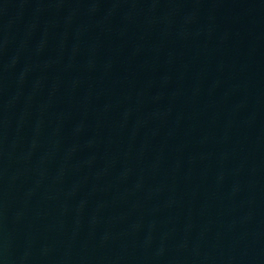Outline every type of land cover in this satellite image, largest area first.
Listing matches in <instances>:
<instances>
[{"label": "water", "instance_id": "water-1", "mask_svg": "<svg viewBox=\"0 0 264 264\" xmlns=\"http://www.w3.org/2000/svg\"><path fill=\"white\" fill-rule=\"evenodd\" d=\"M0 264H264V0H0Z\"/></svg>", "mask_w": 264, "mask_h": 264}]
</instances>
